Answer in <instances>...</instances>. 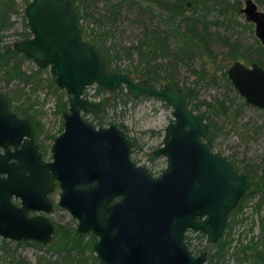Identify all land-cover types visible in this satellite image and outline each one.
<instances>
[{"label":"water","instance_id":"water-1","mask_svg":"<svg viewBox=\"0 0 264 264\" xmlns=\"http://www.w3.org/2000/svg\"><path fill=\"white\" fill-rule=\"evenodd\" d=\"M239 12L264 47V12L253 0H243ZM24 18L30 38L14 42L12 49L48 70L54 86L68 96V112L62 115L64 133L52 147L53 164L41 162L34 148L30 157L24 150L0 156V175L6 174L0 178V238L43 247L52 242L53 225L27 212L51 210L46 195L56 178L58 206L77 220V235L97 237L92 253L101 263L203 264L205 253L191 254L185 232L204 235L207 245L218 242L228 215L253 186L251 174L234 171L211 150L210 131L202 116L188 108L178 85L155 86L107 71L98 49L82 38L69 0H30ZM226 76L246 104L264 111V69L235 61ZM91 85L104 92L122 87L131 99L148 97L171 109L162 146L153 153L165 159L158 177L129 160V142L114 125L94 130L84 121L81 114L96 117L107 104L81 97ZM23 136L30 137L27 121L8 112L0 93V148L16 147ZM12 196L21 207L10 202ZM115 197L120 200L109 205Z\"/></svg>","mask_w":264,"mask_h":264},{"label":"trees","instance_id":"trees-1","mask_svg":"<svg viewBox=\"0 0 264 264\" xmlns=\"http://www.w3.org/2000/svg\"><path fill=\"white\" fill-rule=\"evenodd\" d=\"M255 1L260 4L263 0ZM23 2L25 4L26 0ZM70 2L77 16L82 38L98 49L107 71L124 72L135 80H145L155 86L168 82L178 85V69L181 67H185L197 79L206 78L208 83L216 84L214 73L221 69L216 61L215 46L226 49L224 54L230 62L240 60L246 64L262 65L264 60V48L259 45L257 39H254L252 46L242 47L237 39L231 40L226 35L227 30L239 25L236 17L239 16L240 0H70ZM17 11L15 0H0V90L10 83H15L20 86L18 96L20 97L22 91L23 95H28L26 98L28 101L30 95L45 88L55 98L56 111L62 112L66 106L64 94L54 87L47 72L38 69L23 70L22 65L28 60L4 42V33L12 26L10 17ZM121 19L136 25L139 28V35L134 44L120 48L110 42V38L115 23ZM81 21L85 26L81 25ZM23 26V32L15 34L21 40L29 37L25 25ZM243 28L252 32V25L248 23L243 25ZM122 59L128 63L121 68L119 65ZM195 60L199 61L198 69L194 68ZM207 64L213 68H209ZM211 69L212 72L208 73ZM219 80L225 90L232 91L226 70L220 73ZM183 90L191 111L197 112L200 105L204 106V111L198 114L203 117L212 140L216 136L215 132L219 130L213 118L227 117L235 109L239 112L242 106H246L235 92L234 98L240 101L237 105L234 104V99L226 96L221 100H214L212 104L193 102L196 100L195 91L189 87H183ZM113 95L124 105L128 102L135 103L122 88ZM25 103H28L27 109L34 105L32 101ZM161 104L168 107L162 102ZM261 112L264 115V111ZM19 115L32 120L27 110H21ZM102 120L104 118L94 119L91 123L102 124ZM245 131L251 129L247 128ZM131 143L135 146L134 139H131ZM230 161L237 170L235 161L232 159ZM241 169L251 173L254 179L253 186L229 216L230 222L224 238L213 246L204 247L208 252L206 264H225L227 245L230 242L226 241V238L230 235L231 225L247 221L248 218L245 216L234 218L241 213L248 201L256 199L252 208L253 214L264 211V170L251 164ZM263 219L264 214L260 219L259 239L248 246H237L235 251L237 260L240 256V260L250 258L251 264H264ZM251 229L250 227L249 230ZM92 242L93 237L85 241L84 237L76 236L71 229L58 227L52 242L47 246L22 241L14 242V246L31 245L44 251L47 256H37L34 264H99L91 252ZM9 244L10 241L0 239V264H14L15 260L16 263H26L22 256H16L14 251L11 252Z\"/></svg>","mask_w":264,"mask_h":264},{"label":"rangeland","instance_id":"rangeland-1","mask_svg":"<svg viewBox=\"0 0 264 264\" xmlns=\"http://www.w3.org/2000/svg\"><path fill=\"white\" fill-rule=\"evenodd\" d=\"M240 2L242 1L240 0ZM18 3L21 5L20 0H18ZM257 4L261 10L264 11V0L262 3ZM97 7L100 8V5ZM238 15L239 16L236 17V22L239 25L233 26L231 29L227 30L226 35L229 36L231 40L237 39L242 47L252 46L254 44V39H256L253 27L252 32L243 28V25L247 24V22L243 19V16L240 13ZM12 19L13 26L6 33L4 38V41L8 44H12L17 40H20V37L15 35V33L18 34L23 32V24H25V18L22 16L13 17ZM81 25L85 26V23L81 21ZM138 35L139 28L136 25L130 24L126 20L121 19V21L115 23L113 27L110 42L114 43L116 47H126L134 44ZM214 52L216 54L218 67L221 69L220 71L217 70L214 73L216 77V84L208 83L206 78L197 79L196 76L191 74L185 67L178 69L177 84L181 89H183V87H189L195 91L196 100L193 102L197 101L212 104L214 100H221L226 96L234 99V104L237 105L239 100L237 101V99L234 98V91L225 90L221 80H219L220 73L223 70L228 69L231 65L230 60H228L224 54L226 49L215 46ZM127 63V60L122 59L119 66L122 68ZM207 66H209V68H213L209 64H207ZM198 67L199 61L195 60L194 68L198 69ZM23 68L28 70L31 68V64L29 62H25L23 64ZM211 72L212 69L208 73ZM18 88L19 86L16 87L13 86V84L7 87L9 90ZM46 94L45 89L39 91L38 107L36 109L43 112L39 116L40 122L43 127L46 128V131L50 129L49 134L52 135L55 132L57 125L51 124V122L57 117L48 115L53 106V99L51 95L46 96ZM20 102L21 101H18V103ZM14 103L16 104V102ZM119 109L122 108L119 106ZM204 109V106L200 105L197 113H202ZM235 110L227 117L216 116L213 118L215 126L219 128V130L215 132L216 136L212 142L213 151L221 153L223 156L233 158L235 165L239 169L247 164H251L252 166H258L260 170L263 171L264 115L260 110L252 106H242L239 112ZM170 112L171 109L169 107L166 108L160 102L150 99L140 100L136 103H128L124 108L122 117L119 115V122L125 126L128 131V135L135 138L138 150L134 153V159L140 165L142 164L143 166V164H146L147 155L161 146L163 129L171 121ZM247 128L251 129V131H245ZM152 163L154 165L153 169L156 171L164 169L165 167V159L163 157L157 158ZM56 197V195H53L52 199L56 200ZM255 201L256 199L248 201L247 205L243 207L241 213H238L234 218L236 219L240 218V216H245L248 219L246 222L232 225L230 229L231 239L237 241H232L231 250H228L227 256H225V264L238 263V260L236 259L237 253L235 251L239 243V239H241L242 243H245L252 237L256 238L260 233V219L263 217L264 211L256 215L252 213ZM49 217L57 224L68 226L70 229H74L76 225V222L72 221L70 216L64 210H57ZM250 227L252 228L251 230H249ZM193 241V247H196L198 250L204 248L203 246L205 244L203 239H194ZM9 247L11 252L14 251L16 256H22L26 261V263H16L15 260L14 264H34L37 256H47L44 251L38 250L31 245L23 244L15 247L14 242H11ZM50 259H52V257H50ZM240 264L248 263L245 262Z\"/></svg>","mask_w":264,"mask_h":264},{"label":"flooded vegetation","instance_id":"flooded-vegetation-1","mask_svg":"<svg viewBox=\"0 0 264 264\" xmlns=\"http://www.w3.org/2000/svg\"><path fill=\"white\" fill-rule=\"evenodd\" d=\"M21 1V5L18 3V0H15V4H16V6H17V8H18V11H17V13L16 14H14V15H12L11 17H10V21H11V23H12V26H13V17H17V16H22V17H24V8H25V6L30 2V0H26V3L24 4V0H20ZM70 1V0H69ZM241 1H243V0H241ZM254 1V3L258 6V10H260L261 12H264L263 10H261V8L259 7V5L255 2V0H253ZM71 3V2H70ZM241 4H242V2H241ZM240 8H242V5H241V7ZM240 8H239V10L238 11H240ZM240 13V12H239ZM243 19H245V18H243ZM246 21V20H245ZM247 22V21H246ZM248 23V22H247ZM248 24H250V23H248ZM23 25H25V29H26V31H27V26H26V22H25V24H23ZM250 25H252V24H250ZM12 26H11V28H12ZM252 27H253V31H254V35H255V29H254V26L252 25ZM10 28V29H11ZM23 28H24V26H23ZM9 29V30H10ZM8 30V31H9ZM7 31V32H8ZM7 32H5L4 34L6 35V33ZM28 32V31H27ZM16 34V33H15ZM29 34V33H28ZM255 37H256V35H255ZM30 38V34H29V37L28 38H26V39H29ZM26 39H24V40H26ZM256 39H257V37H256ZM258 40V39H257ZM17 41H22L21 40V38H20V40H17ZM5 42V41H4ZM16 42V41H15ZM258 42H259V45L262 47V48H264L263 46H262V44H261V42L258 40ZM6 43V42H5ZM14 43V42H13ZM13 43L12 44H9V45H11V48H12V45H13ZM8 44V43H7ZM27 59V58H26ZM28 60V59H27ZM238 61V60H237ZM28 62L31 64V68L30 69H28V70H26V69H24L23 68V65H22V69L23 70H26V71H29V70H31V69H38L30 60H28ZM235 62V61H234ZM238 62H240L243 66H246V67H251L252 65H254V64H256V65H258L259 67H261L262 69H264V67H263V60H262V65H259V64H257V63H251V64H246L245 62H242V61H238ZM233 62H231V64H232ZM229 68V67H228ZM38 70H45L46 72H47V75L49 76V73H48V70L46 69V68H44V69H38ZM227 70L228 69H226V73H227ZM50 77V76H49ZM227 77V76H226ZM51 78V77H50ZM52 79V78H51ZM52 83H53V80H52ZM13 83H10L9 85H12ZM15 84V83H14ZM13 84V86H18L17 84H15L14 85ZM8 85V86H9ZM54 85V84H53ZM231 85V84H230ZM7 86V87H8ZM7 87H3V89H1L0 90V93H2V95L4 96V99H5V101H6V106H7V110H8V112L9 113H11V114H13V115H15V117L16 118H18V119H24L25 121H27V123H28V127H29V134H30V137H27V136H23L22 137V139L19 141V142H17L16 143V147L15 146H8V147H6L5 149H3V148H0V156L1 155H5V151H8L10 154H13L15 151H20V152H22L23 150H24V155L25 156H27V157H30L31 156V154H30V151H31V148H34V152H35V155H37V157L40 159V161L41 162H43L44 164H53V162H54V158H53V152H52V147H53V145H54V141L60 136V135H62L63 133H64V121L62 120V115L64 114V113H66V112H68V106H67V99H68V96L65 94V92L63 91V90H59V91H61V92H63V94H64V100H65V110L64 111H62V112H58V111H56V104H55V98H54V96L52 95V94H50L48 91H47V89H45V88H43V89H45V91H46V96H48V95H51L52 96V99H53V106H52V108H51V110H50V112H49V116H55V117H57L55 120H53L52 122H51V124H56L57 125V128H56V130H55V132L52 134V135H50L49 134V128H47V129H49L48 131H46L45 129L46 128H44L43 127V125L41 124V122H40V119H39V116L43 113L41 110L40 111H38L36 108L38 107L37 105H38V100H39V98H38V93H39V91H41V90H43V89H40L39 91H37V92H35L33 95H30L29 96V100L27 101L26 100V98H27V96L28 95H23V93H22V91L20 92V97L18 96V94H17V92H18V89H14V90H9V89H7ZM20 87V86H19ZM55 87V86H54ZM179 87V86H178ZM56 88V87H55ZM119 88H122V87H119ZM118 88V89H119ZM231 88H232V86H231ZM57 89V88H56ZM117 89V90H118ZM123 89V88H122ZM58 90V89H57ZM116 90V91H117ZM183 90V89H182ZM232 90L236 93V91L232 88ZM116 91H114V92H104V91H99L95 86H93V85H91V86H89V87H87V88H85L84 90H83V92H82V98H84V99H86V100H88V101H90V102H97V101H100V100H102V99H105L106 101H107V104H106V106L103 108V110H102V112L98 115V116H96V117H92L90 114H81V116H82V118L84 119V121L85 122H87V123H89L92 127H93V129L94 130H98V129H105V128H108L109 127V125H114L115 127H116V129L117 130H119L121 133H122V135L128 140V142H129V145H130V154H129V160L134 164V165H137V166H142V164L140 165L135 159H134V153H136V151L138 150V146H137V144H136V142H135V146L134 145H132V143H131V139H134V141H135V138H133V137H131V136H129L128 135V131L126 130V128H125V126L121 123V122H119V115H120V117H122V115H123V113H124V108H125V106L129 103H126L125 105L124 104H122V102L120 103V101L117 99V97H115L114 95H113V93H115ZM124 91V90H123ZM125 93V92H124ZM236 95L238 96V94L236 93ZM239 97V96H238ZM23 98V99H22ZM130 98V97H129ZM142 98H147V99H142ZM240 98V97H239ZM22 99V100H21ZM243 102H245V100H243L242 98H240ZM132 100H134V99H132ZM140 100H150V98H148V97H140V98H138V99H136V100H134L135 101V103L137 102V101H140ZM151 100H154V99H151ZM187 100V99H186ZM18 101H21L20 103H18ZM30 101H32V102H34V105H32L31 107H29V109H27V104L28 103H25V102H30ZM154 101H157V102H160L161 103V101H158V100H154ZM14 102H16V104L14 103ZM246 103V102H245ZM119 106L122 108V109H119ZM246 106H250V105H248V104H246ZM253 107V106H252ZM255 108V107H254ZM118 109V110H117ZM258 109V108H257ZM21 110H27V112H28V114H30L31 115V117H32V120H28V119H26V118H24V117H22L21 115H19V112L21 111ZM258 110H260V109H258ZM260 111H263V110H260ZM194 113H197L196 111L194 112ZM198 114V113H197ZM201 116V115H200ZM99 118H104V120H102V124H92L91 123V120H94V119H99ZM203 118V117H202ZM119 123H121V124H119ZM162 135H163V133H162ZM211 138H212V136H211ZM214 140V139H213ZM213 140H212V142H213ZM161 146H162V144H161ZM160 146V147H161ZM159 147V148H160ZM158 149V148H157ZM156 149V150H157ZM156 150H154L153 152H150L148 155H147V163L146 164H143V166L142 167H144L145 169H146V171H147V173H148V175H150L151 177H153V178H155V177H158L159 175H160V173L162 172V170H164V169H161V170H158V171H156L155 169H153V161H155L157 158H159V157H154L153 156V153L156 151ZM211 150L213 151V144L211 143ZM214 152V151H213ZM217 153V152H216ZM219 155H221V153H218ZM221 156H223V155H221ZM161 157V156H160ZM225 158H226V160L229 162V164L232 166V163H231V159L232 160H234L233 158H229V157H227V156H224ZM14 161L13 160H9L8 161V163H13ZM165 168V167H164ZM232 168H233V166H232ZM234 169V168H233ZM234 171H236V172H240V171H246V170H242V169H239L238 167H237V170H235L234 169ZM250 173V172H249ZM251 174V173H250ZM26 175V174H25ZM54 175V174H53ZM252 176V175H251ZM59 177V176H58ZM67 177H68V175H67ZM253 177V176H252ZM0 178H2V179H5L6 178V174H1L0 175ZM253 182H254V179H253ZM92 185H94V183H92ZM60 193H61V188H60V180H58V179H56V178H54V180L52 181V190L46 195V198L48 199V203L50 204V206H51V210L50 211H48L47 213H43V212H37V211H32V210H29L28 212H27V216L28 217H30V216H44V217H46L47 219H48V221L53 225V229H54V233H53V237H52V240H53V238H54V235H55V233H56V229L58 228V227H67V228H69L68 226H65V225H60V224H57L55 221H53L49 216L52 214V213H55L57 210H64L65 212H67L65 209H63V208H61V207H59L58 206V202H59V199H60ZM247 194V193H246ZM245 194V195H246ZM53 195H56L57 197H56V200H53L52 199V196ZM245 195H243V196H245ZM243 196H242V198H243ZM241 198V199H242ZM240 199V200H241ZM120 200V197H115V198H113L111 201H110V203H109V205L110 204H114V203H116V202H118ZM10 202L13 204V205H15L16 207H21V202H20V200H19V198H16V197H14V196H12L11 198H10ZM240 202V201H239ZM239 202H238V204H239ZM238 204H237V206H238ZM237 206H236V208H237ZM235 208V209H236ZM234 209V210H235ZM234 210L232 211V212H234ZM242 211V210H241ZM232 212L228 215V217H227V221H226V225H225V227H224V231H223V234H222V236H221V238H220V240H222L223 238H224V234L227 232V225H228V223L230 222V215L232 214ZM67 214L70 216V214L67 212ZM70 218H71V220L72 221H74V222H76L75 224V227H74V229H71L74 233H75V229H76V226H77V220H75L73 217H71L70 216ZM231 227H232V225H231ZM70 229V228H69ZM249 231V230H248ZM247 231V232H248ZM250 232V231H249ZM75 235L76 236H78V237H84V240L86 241V240H91V237H93V242H92V244H91V252H92V245L97 241V237L96 236H94L91 232H86V233H84V234H81V235H77L76 233H75ZM197 235H201V234H199V233H193V232H191V231H186L185 232V234H184V243H185V245H186V247H187V249L191 252V254L192 255H198V254H200V253H205V255H206V259H205V262L203 263V264H206V261H207V257H208V252L207 251H205L204 250V248H202V249H197L196 247H193L194 246V239H196V240H199V239H203V241H204V246L203 247H205V246H213L214 244H216V243H214V244H211V245H207L206 243H205V238H204V235H201L202 237L201 238H196V236ZM259 235L260 234H258V236L256 237V238H250L248 241H246L245 243H242V241H241V239H239V243H238V245L240 246H248V245H250L252 242H254V241H256V240H258L259 239ZM0 239H3V238H0ZM3 240H6V239H3ZM219 240V241H220ZM227 240H230V242L228 243V245H227V247H228V250H231V243H232V241H234V242H236L237 240H232L231 239V234L229 235V237H227L226 238V241ZM218 241V242H219ZM237 245V246H238ZM211 251H213V249H211ZM93 254V253H92ZM94 255V254H93ZM95 256V255H94ZM240 257V256H239ZM238 257V262H239V264L240 263H245V262H247L248 264H251L252 263V261L250 260V258H247V259H245V260H240V258ZM95 258H96V256H95ZM96 260H97V258H96ZM97 262L99 263V264H103V263H101L100 261H98L97 260ZM259 264H262V263H259Z\"/></svg>","mask_w":264,"mask_h":264}]
</instances>
